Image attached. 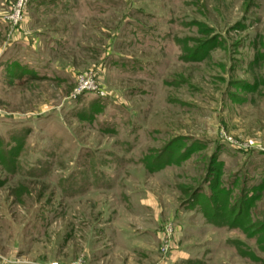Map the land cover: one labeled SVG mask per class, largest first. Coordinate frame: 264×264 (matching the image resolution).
Listing matches in <instances>:
<instances>
[{"label":"rangeland","instance_id":"1","mask_svg":"<svg viewBox=\"0 0 264 264\" xmlns=\"http://www.w3.org/2000/svg\"><path fill=\"white\" fill-rule=\"evenodd\" d=\"M17 2L0 264H264V0Z\"/></svg>","mask_w":264,"mask_h":264},{"label":"built area","instance_id":"2","mask_svg":"<svg viewBox=\"0 0 264 264\" xmlns=\"http://www.w3.org/2000/svg\"><path fill=\"white\" fill-rule=\"evenodd\" d=\"M26 4L27 0H18L16 5L12 8V12L8 17V20L12 26H17L20 22H22L25 15ZM97 83L96 72L92 70L80 75L78 77V83L73 94L74 97L80 96L84 93L97 91Z\"/></svg>","mask_w":264,"mask_h":264},{"label":"trees","instance_id":"3","mask_svg":"<svg viewBox=\"0 0 264 264\" xmlns=\"http://www.w3.org/2000/svg\"><path fill=\"white\" fill-rule=\"evenodd\" d=\"M218 43V37L217 36H215V37H212V38H210V39H208L207 41H204L203 42V47H204V50H210L211 48H213V47H215V45ZM249 88V86H243V89L244 90H246V89H248ZM211 168H210V166H209V170H210ZM7 170H9V171H12V168L11 167H9V168H7ZM209 174H210V172H209ZM208 181H210V180H208ZM209 183V182H208ZM210 186H211V188L213 189V190H217L218 188H217V184H209ZM263 186H264V184H261V188H260V192L262 191L261 189L263 188ZM251 190H255V189H251ZM251 190H245V188H242L241 189V197H240V200H239V203H242L243 205L245 204V201H246V199H247V196H248V193L247 192H250ZM256 191V190H255ZM231 193H230V190L228 189L227 191H226V199L228 198V195H230ZM258 198V197H257ZM243 209V208H242ZM246 216H247V218H248V214H246ZM235 221V219L232 221V222H234ZM237 221H239V220H237ZM262 228L261 229H264V224H262V226H261ZM262 230H258V232L260 233ZM261 238V240L259 241L260 243H262L263 241H264V235L263 234H261V236H260Z\"/></svg>","mask_w":264,"mask_h":264},{"label":"crops","instance_id":"4","mask_svg":"<svg viewBox=\"0 0 264 264\" xmlns=\"http://www.w3.org/2000/svg\"><path fill=\"white\" fill-rule=\"evenodd\" d=\"M25 72H27V71H25ZM26 76V75H25Z\"/></svg>","mask_w":264,"mask_h":264}]
</instances>
